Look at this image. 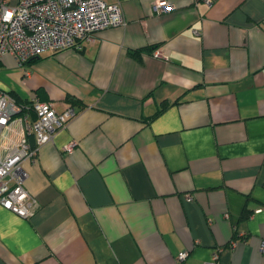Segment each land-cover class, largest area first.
Segmentation results:
<instances>
[{"label": "crops", "instance_id": "crops-1", "mask_svg": "<svg viewBox=\"0 0 264 264\" xmlns=\"http://www.w3.org/2000/svg\"><path fill=\"white\" fill-rule=\"evenodd\" d=\"M106 1L125 25L0 58L16 101L78 112L23 161L34 214L0 205V264H264V0Z\"/></svg>", "mask_w": 264, "mask_h": 264}, {"label": "built area", "instance_id": "built-area-1", "mask_svg": "<svg viewBox=\"0 0 264 264\" xmlns=\"http://www.w3.org/2000/svg\"><path fill=\"white\" fill-rule=\"evenodd\" d=\"M156 9L162 12L171 8L158 1ZM125 23L121 4L106 0H0V58L10 53L20 66H25L46 51L79 49L95 33ZM154 55L161 56V50ZM77 114L72 104L59 111L52 101L18 103L9 92L0 89L2 207L24 218L34 214L37 200L25 187L27 172L23 161L36 159L42 145L53 140L56 132ZM219 252H214L209 264H220ZM261 252L264 255V240ZM186 256L181 253L179 260Z\"/></svg>", "mask_w": 264, "mask_h": 264}, {"label": "trees", "instance_id": "trees-1", "mask_svg": "<svg viewBox=\"0 0 264 264\" xmlns=\"http://www.w3.org/2000/svg\"><path fill=\"white\" fill-rule=\"evenodd\" d=\"M145 50V49H144ZM146 50H149V48L148 49H146ZM143 51V49H141V50H137V51H134V52H132V54L133 55H140V53ZM68 101L70 102V103H72V104H76L77 103V101H76V99H74L73 97H69L68 98ZM18 103H22V102H20V101H17ZM29 104V103H28ZM167 105V104H166ZM165 105V106H166ZM248 215H249V212H245V214H244V218L245 217H248Z\"/></svg>", "mask_w": 264, "mask_h": 264}, {"label": "rangeland", "instance_id": "rangeland-1", "mask_svg": "<svg viewBox=\"0 0 264 264\" xmlns=\"http://www.w3.org/2000/svg\"><path fill=\"white\" fill-rule=\"evenodd\" d=\"M13 3H14V1H13Z\"/></svg>", "mask_w": 264, "mask_h": 264}]
</instances>
